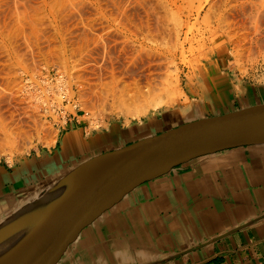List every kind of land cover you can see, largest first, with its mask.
<instances>
[{"label":"rangeland","instance_id":"rangeland-1","mask_svg":"<svg viewBox=\"0 0 264 264\" xmlns=\"http://www.w3.org/2000/svg\"><path fill=\"white\" fill-rule=\"evenodd\" d=\"M216 59L264 84V0H0V161L53 147L76 113L98 129L191 112ZM149 82L178 83L173 105L114 103Z\"/></svg>","mask_w":264,"mask_h":264},{"label":"crops","instance_id":"crops-1","mask_svg":"<svg viewBox=\"0 0 264 264\" xmlns=\"http://www.w3.org/2000/svg\"><path fill=\"white\" fill-rule=\"evenodd\" d=\"M209 67L191 112L98 129L76 113L53 147L0 161V223L95 155L264 103V84L237 81L223 59ZM54 264H264V143L197 157L137 185L76 230Z\"/></svg>","mask_w":264,"mask_h":264},{"label":"water","instance_id":"water-1","mask_svg":"<svg viewBox=\"0 0 264 264\" xmlns=\"http://www.w3.org/2000/svg\"><path fill=\"white\" fill-rule=\"evenodd\" d=\"M262 143L264 103L188 121L95 155L0 223V264H54L76 230L137 185L191 159ZM73 179L84 180L67 186L56 201L10 222L56 185Z\"/></svg>","mask_w":264,"mask_h":264},{"label":"bare ground","instance_id":"bare-ground-1","mask_svg":"<svg viewBox=\"0 0 264 264\" xmlns=\"http://www.w3.org/2000/svg\"><path fill=\"white\" fill-rule=\"evenodd\" d=\"M152 84V82H149L148 85H140L139 83H134V86L129 88L128 90H118V92L113 95L114 103H116L118 108H121L122 111L125 110V112H131V110H134L135 108L136 113H144L150 110L151 108H165L167 106L173 105L177 96L176 94L180 91L178 83H168L167 86H165L166 84L163 83V88H156V86L154 87V84ZM110 90H112V88H110ZM162 91L165 92V94H162ZM166 94H168V97H165ZM166 98H168V100H166ZM83 180L73 179L70 181H62L53 189H51L49 193L43 196L37 202V204L34 203L35 205H28L17 216L10 219V222L56 201L65 194L69 186L71 188L74 185L81 183Z\"/></svg>","mask_w":264,"mask_h":264}]
</instances>
